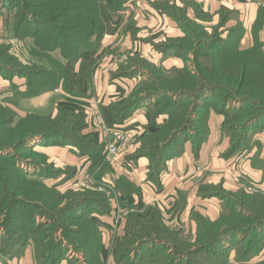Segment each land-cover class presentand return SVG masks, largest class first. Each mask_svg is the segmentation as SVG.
<instances>
[{"label": "rangeland", "instance_id": "rangeland-1", "mask_svg": "<svg viewBox=\"0 0 264 264\" xmlns=\"http://www.w3.org/2000/svg\"><path fill=\"white\" fill-rule=\"evenodd\" d=\"M83 1L86 0L80 3ZM26 2L41 6L46 0ZM100 2L106 6L105 0ZM253 3L256 18L255 13L250 15L252 8L221 11L216 16L202 14L194 0H156L158 8L154 10L160 14L158 21L150 20L151 12L154 13L153 9L150 11V4L139 5L138 0H126L123 9L113 10L118 13L115 15L126 18L129 13L131 18L140 11L143 20L140 27L130 30L136 41L125 37L120 48L111 49L109 65L114 68L107 73L111 80L134 82L120 105L133 92L132 95L144 99L131 110L147 113L150 121L155 122V128L147 135L141 126L144 133L133 136L128 146L138 147L133 155L141 154L149 162L148 176L156 167L164 173L171 162L188 158L190 180L201 187L199 191L207 207L218 210L212 218L200 213L192 216L199 221H221L208 232L210 235L225 231L238 220L237 215H250L256 207L264 214V103L256 99L262 90L264 98V0H253ZM15 6L0 0V108L7 116L16 117L14 126L29 115H24L25 111L49 114L53 118L59 117L61 110L69 111V117H74L80 129L85 119L79 115L84 107L75 103L78 96L62 91L54 83L58 66L64 63L69 68L67 58H73L78 52L74 42L58 43L52 27L34 25L32 17L30 23L19 27L21 12ZM113 17H109L110 23L117 21V16ZM121 24L123 20L113 24L116 31ZM130 26L127 23L122 33ZM82 30L74 29L69 34L83 39ZM86 44L84 38L82 45ZM141 49L148 50L147 54H142ZM99 64L91 66L89 75L97 73ZM185 74H189L188 80ZM55 91L65 93L55 117L53 102L45 108L27 102ZM79 129L72 131L71 136L78 139L76 145L81 147L85 139L81 138ZM1 134L7 137L0 140V146H6L0 149V158H3L0 161L9 164L0 170V264H108L100 262L98 257L104 251L102 223L87 216L92 208H97L99 212L93 214L101 218L100 210H104L105 202L102 199L110 204L117 193L115 182L123 183L125 177L103 180L100 178L103 167L99 171L90 170L95 166L91 158V166L84 172L65 183L54 182L57 179L54 174L65 171L43 151L46 147L43 139L35 137L21 152L13 149L14 135L8 137V129ZM12 158L18 159L22 176L36 178L50 190L38 193L32 183H24L12 167ZM184 165L182 161L183 173L187 169ZM8 198H15L14 202L19 203L10 204ZM34 203L31 208L25 207ZM10 213L12 219L15 214L13 223L9 220ZM255 226L260 228V234L253 233L251 241L244 234L238 237L239 233L233 232L231 236L225 235L215 248L202 251L198 245L191 246L199 254L176 261L170 260L174 250L171 243L189 242L177 236L174 237L179 240H174L163 230L167 245L152 243L139 252L129 248L120 259L117 250L111 264H134L139 260L140 264H257L264 260V224ZM141 232L146 235L147 231ZM137 237L129 245L141 240ZM129 242L130 239L126 241Z\"/></svg>", "mask_w": 264, "mask_h": 264}, {"label": "crops", "instance_id": "crops-1", "mask_svg": "<svg viewBox=\"0 0 264 264\" xmlns=\"http://www.w3.org/2000/svg\"><path fill=\"white\" fill-rule=\"evenodd\" d=\"M194 2L198 11L202 14H214L216 16L221 11L230 12L233 9L252 8L250 15L252 16L255 13L256 18L257 10L254 12L256 4L253 3V0H194ZM147 3L150 4V11L152 9L157 10L156 0H138L139 5ZM103 5L105 4L100 2L103 24L93 34L96 47L91 51L82 52L77 62L69 63V76L64 86L61 87L62 91L74 93L75 96H78L75 103L84 107L79 114L85 119L80 129L83 128L80 130L78 128L79 124L75 123L72 131L79 129L80 135H82L81 138L85 140L82 142L81 147L77 145L67 147L55 145L42 148L45 153H48L55 160V164L65 171V173L59 172L54 182L65 183L71 180L73 176H77L79 172H84L86 167L91 166L89 159L96 158L101 154L104 145L102 129L96 124L98 116H102L108 125L125 124L129 131L136 129L138 126L140 128L143 126L145 134H150L151 129L155 128V122H151L150 115L144 112L133 113L131 119L127 122H119V114H116L117 107L126 99L134 82L131 80L128 82L119 79L111 80L109 73H107L110 72L111 68H114V65H109L111 61L109 56L113 54L111 49L120 48L125 37L133 38L136 41L130 30L140 27L139 24L143 17L139 15L140 11L133 14L131 18L130 13L127 18L126 16L115 15L118 13L110 9L107 4L105 7ZM155 10L153 14L151 12V17L150 15L149 17L150 20L154 18L158 21L160 14H157ZM109 12L113 14L109 16ZM113 15V18L117 16V21L110 23L109 17L111 18ZM122 20L123 24L116 31L115 23ZM129 22L131 23L130 29L127 28L122 33L123 28ZM135 23L136 26H134ZM140 35L144 34L140 33ZM140 52L147 54L148 50L144 49L143 51L141 49ZM97 63H101L97 66V73L89 75V70L92 69L91 66ZM102 68L106 70H102ZM64 94L57 91L49 92L38 98L28 99L27 102L39 104L41 108H45L53 102L55 110L53 116L55 117L59 109L58 106L63 104L61 103V96L64 97ZM32 113L31 111H25L23 114ZM138 135L140 134L138 133ZM137 148L133 145L123 148L114 163L106 166L104 164L95 165L90 169L99 171V168L104 166L100 171L102 172L100 178L103 180L117 179L120 176L125 177L123 183L115 182L117 193L110 202V211L101 215V218L98 215H93L105 227L104 229L102 227L105 232L103 233L104 251L102 257L104 262H108V264L114 262L117 250L140 227H155L160 222V225L167 227L174 236L193 243L197 237V225L192 218L193 214L200 213L204 216L209 215L212 218L218 213L215 207H207L205 199L199 191L201 187L196 185L197 182L190 180L192 175L187 174V172H189L188 166H191V162H188V158L171 162L167 171L154 181L149 179L147 175L149 162L141 156L133 155ZM134 160L137 161L133 165L131 162ZM182 161L185 163L184 167H187L185 173L181 172ZM176 165L179 166L174 169Z\"/></svg>", "mask_w": 264, "mask_h": 264}, {"label": "trees", "instance_id": "trees-1", "mask_svg": "<svg viewBox=\"0 0 264 264\" xmlns=\"http://www.w3.org/2000/svg\"><path fill=\"white\" fill-rule=\"evenodd\" d=\"M4 3H11L16 5L15 7L20 10L21 14L18 16L17 24L19 27H23L24 25L30 23L31 20H34L31 22L32 24H38L40 27H52V31L55 33V38L59 42H63L64 40H67V43L70 44L71 42H74L73 45L77 48V54L73 58H67L69 62L76 61L80 58L82 52L90 49H94L96 47V43L93 41V34L95 30L103 24L102 16H101V10H100V2L99 0H86L83 4L80 3L79 0H61L60 3L57 1L59 0H46L45 4H42L41 6L38 4L26 2L27 0H3ZM64 1V2H62ZM106 4L109 5V7L112 10H121L123 9L124 3L126 0H105ZM73 15H76V17L72 18ZM81 15V16H80ZM80 17V18H79ZM62 22V24L60 23ZM67 27V28H66ZM76 29L77 31H84V38L87 42L86 45H82L83 39L79 36H76L75 38H72V36L69 34V32H72L71 30ZM69 34V35H68ZM66 42H64V46L67 45ZM90 44L88 47L87 45ZM180 47V46H179ZM58 49V47H55ZM73 50V48H71ZM167 52V51H165ZM59 71L54 73V83L56 85L62 87L64 86V83L66 82L67 77L69 76V68L66 64H60L58 66ZM61 70V72H60ZM187 76L185 80H188L189 74H185ZM168 80L171 78L167 77ZM166 78V79H167ZM177 83H179V80H176ZM173 83V82H172ZM171 83V84H172ZM249 88L246 87V92ZM259 96H257L260 102L263 101V90L260 92ZM133 92L129 95L127 100L117 107L116 114H119L118 120L119 122H127V120L131 119L134 111L131 110L135 108L138 104H141L142 100L144 98H137V96L132 95ZM140 101V102H139ZM118 112V113H117ZM71 113L69 111L61 110L59 117L56 118L47 116V115H41V114H29L24 119H21L17 125L14 126L16 117L13 116H7L6 111L0 108V132H5L7 129L9 130L8 137H12L14 135V140L11 141V145L13 146L14 150L18 151H24L27 149L29 143L35 138L39 137L43 139L45 146H73L76 145V142H78V139H73L72 134V128L73 125L77 122L74 120V117H69ZM40 128L44 132H40ZM39 129V130H38ZM21 130H24L21 133ZM27 130V131H25ZM38 132H40V136L37 135ZM147 135V134H146ZM7 136L6 134H1L0 140L5 139ZM2 144V143H0ZM6 146H0V149H5ZM141 156V154L139 155ZM137 156V157H139ZM3 159V158H0ZM10 161L13 164V168L15 173L19 175V177L23 178L22 181L26 183L27 185H30L34 190H36L38 193L45 191L46 189H49L45 184H42L40 182H37L36 178H28L27 176H22V169L19 165L18 159H10ZM5 164H9L8 162L2 163L0 161V170H2V166ZM110 163H105L104 166L108 165ZM103 166V167H104ZM103 169V168H102ZM163 170L157 169L156 171L152 172L149 175V179L153 180V177H156L154 181L158 179V177L161 175ZM56 173V172H55ZM47 173H44V175ZM44 175L42 177H44ZM54 174V176H58ZM53 176V175H52ZM151 177V178H150ZM37 185V186H36ZM38 187V188H37ZM42 190H39V189ZM50 190V189H49ZM4 197V196H3ZM11 200L10 204L12 203H19L14 202L15 198L11 199L8 198V200ZM104 202V210H100V214L103 215L105 212L110 211L111 205L109 204V201L107 199H102ZM107 202V203H106ZM22 206H25L24 204H21ZM28 208L33 207L34 204H26ZM5 204L3 205V207ZM106 207V208H105ZM13 211V207L11 208ZM258 211V212H257ZM94 212H99L97 208H92V211L88 214L90 217L88 219H91L93 216L92 214ZM256 212V213H255ZM255 212L251 210V214H239L237 215L238 220L232 224L231 227L228 229L222 230V232H219V230L214 233L213 235H210L208 232L215 229L216 226L220 225L221 221L218 222H210L208 220L202 219L201 221L196 218L195 222L197 225V237L196 240L193 243H171V246L174 248L172 253L170 254V260L176 261L183 258L191 257L194 255L199 254V250L192 251V247H197L198 245L202 251H205L210 248L217 247L218 244L223 242L225 237L228 235L231 236L233 232H236L238 234V237H241V234H244L245 239H250L253 237V233H258L260 228L256 227L255 225L262 226L264 224V214L260 212V207H256ZM70 213V211H69ZM262 214V215H261ZM95 215V214H93ZM15 217V214H14ZM13 217V219H14ZM12 219L11 213L9 214V220L10 222L14 221ZM94 222V220H93ZM13 223V222H12ZM142 230H146V235L142 234ZM170 234L174 240H179L169 231L167 227H164L160 225V222L155 227H140L138 228L132 236L129 238V243H124L119 248V259L120 257H125L126 252L129 248L136 249L137 252L144 251L145 247H147L149 244L152 243H158V244H166L167 236L165 235V231ZM260 234V233H258ZM206 235V236H205ZM224 235V236H223ZM226 235V236H225ZM138 236V237H137ZM209 236V237H207ZM135 237L140 238L141 240L133 245L131 244ZM128 239V240H129ZM127 240V241H128ZM164 240V241H163ZM251 243V242H250ZM103 245V241L101 242ZM167 245V244H166ZM181 246H185L186 250L184 248H180ZM103 247V246H102ZM151 247V246H150ZM149 247V248H150ZM155 247V245L153 246ZM168 247V246H167ZM172 247L170 250H172ZM150 251V249H149ZM147 251V253L149 252ZM146 253V254H147ZM222 256H224L223 253H221ZM100 258V262H104L102 253L98 256ZM245 261V260H244ZM249 261V260H248ZM140 264L139 262H135L134 264ZM257 264H264V260L261 262H258Z\"/></svg>", "mask_w": 264, "mask_h": 264}, {"label": "built area", "instance_id": "built-area-1", "mask_svg": "<svg viewBox=\"0 0 264 264\" xmlns=\"http://www.w3.org/2000/svg\"><path fill=\"white\" fill-rule=\"evenodd\" d=\"M96 124L100 129H102L104 145L99 157L92 159L96 166H100L105 163H114L120 151L128 146L132 137L138 135V133H142L140 126L132 131H129L125 124L108 125L102 116L97 117Z\"/></svg>", "mask_w": 264, "mask_h": 264}]
</instances>
